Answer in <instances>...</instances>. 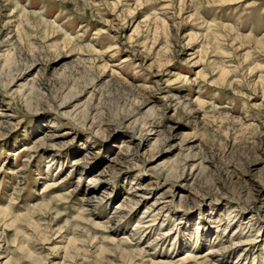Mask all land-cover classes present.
Returning a JSON list of instances; mask_svg holds the SVG:
<instances>
[{
    "label": "rangeland",
    "instance_id": "obj_1",
    "mask_svg": "<svg viewBox=\"0 0 264 264\" xmlns=\"http://www.w3.org/2000/svg\"><path fill=\"white\" fill-rule=\"evenodd\" d=\"M0 264H264V0H0Z\"/></svg>",
    "mask_w": 264,
    "mask_h": 264
}]
</instances>
